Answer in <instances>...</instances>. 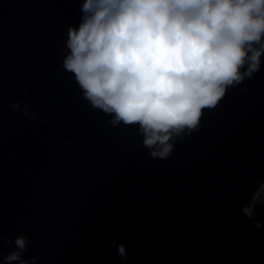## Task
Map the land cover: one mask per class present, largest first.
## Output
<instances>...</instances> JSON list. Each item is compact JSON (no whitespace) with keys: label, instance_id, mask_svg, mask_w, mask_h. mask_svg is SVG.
Returning a JSON list of instances; mask_svg holds the SVG:
<instances>
[{"label":"water","instance_id":"95a60500","mask_svg":"<svg viewBox=\"0 0 264 264\" xmlns=\"http://www.w3.org/2000/svg\"><path fill=\"white\" fill-rule=\"evenodd\" d=\"M78 19L77 0H0V256L3 237L24 232L23 258L38 264H121L113 240L124 264H264V210L240 211L264 176V65L172 155L151 158L62 68Z\"/></svg>","mask_w":264,"mask_h":264},{"label":"clouds","instance_id":"9594fccd","mask_svg":"<svg viewBox=\"0 0 264 264\" xmlns=\"http://www.w3.org/2000/svg\"><path fill=\"white\" fill-rule=\"evenodd\" d=\"M79 19L68 24L61 65L90 108L113 127L132 126L151 158L172 155L177 142L200 131L206 113L226 92L264 65V0H77ZM240 91L247 93L246 87ZM22 95L27 91L22 89ZM10 107L29 120L19 101ZM46 112L39 114L42 123ZM67 144V140L62 141ZM241 213L264 210V176L256 178ZM261 221L254 220L260 228ZM0 264H38L23 258L30 237H3ZM121 264L126 246L111 241ZM107 255V250L102 252Z\"/></svg>","mask_w":264,"mask_h":264}]
</instances>
